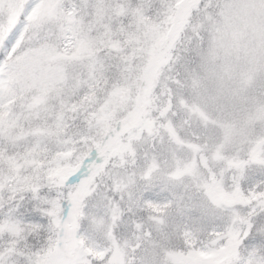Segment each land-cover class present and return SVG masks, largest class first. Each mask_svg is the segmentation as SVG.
<instances>
[{"label":"snow or ice","instance_id":"1","mask_svg":"<svg viewBox=\"0 0 264 264\" xmlns=\"http://www.w3.org/2000/svg\"><path fill=\"white\" fill-rule=\"evenodd\" d=\"M0 264H264V0H0Z\"/></svg>","mask_w":264,"mask_h":264}]
</instances>
